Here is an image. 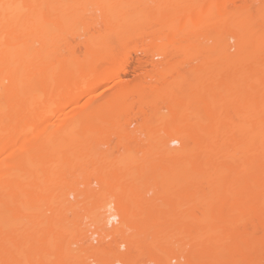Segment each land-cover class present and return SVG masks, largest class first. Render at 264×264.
I'll list each match as a JSON object with an SVG mask.
<instances>
[{"label":"rangeland","instance_id":"obj_1","mask_svg":"<svg viewBox=\"0 0 264 264\" xmlns=\"http://www.w3.org/2000/svg\"><path fill=\"white\" fill-rule=\"evenodd\" d=\"M217 2L219 3L220 0H218ZM199 3L201 4L204 2L203 0L18 1V4L24 6L27 10L30 11V17H26L23 20L22 26L24 28H34L36 29L34 31H37L40 37H45V44L43 49L42 46H40V43H36L35 45L41 49V51H39L41 55H44L47 58H52L53 62H51V64L46 69L48 80L47 82L48 85H50L48 88H46V90H44L43 92H35L31 89L24 90L21 96L28 97L30 100L29 103H18L14 108H11L10 106L4 107L3 110L5 114L10 112L11 110H15L17 111V113L24 116V120L21 122V124L11 123L7 120L5 114L0 115V141H3L8 134L14 132H35L38 136L37 138L39 144L48 149V154L44 156V158H38L35 154L29 151L26 155L23 156L20 163H17L13 166L4 163L1 159L2 157L0 158L2 164V168L0 170V182H2L3 184L5 180L7 182L8 179L18 178L22 182H24L22 189H20L19 191V200H21L22 202L26 200V190L28 189H30V191H33H31V194H33L32 198H34L35 196V200H32L34 202L31 206H24L25 204L22 203L23 205H21L19 208H16L15 210H10L11 206L14 207L12 205L13 203H11L9 199H5V206L9 207V210L4 209L6 211L0 214V247L2 248L4 246L5 248L0 249L3 250L4 258L7 257L5 258L6 260L4 258L0 259L5 260V264H19V258H17L18 253H16V251H23L24 248H28L30 244L29 242L37 239L38 241L34 242H39L38 245L42 242V246L39 245L41 247L38 249L31 248V256H27L29 257V260L31 261L29 262L31 264L33 262H36L35 264H64L66 263L64 261L67 260H72V264H94V256H96V254H93L94 249H92L93 253L89 251L91 249V245L92 247H94V237L92 236V240L91 238L89 239V232L91 229L93 231L95 225L97 226V220L99 218L98 213H100L99 211L103 209L102 205L105 203L107 198L112 199V196L110 195L111 190L108 186L109 181L105 183L106 172H104V167L106 166L104 165L112 166L113 162H111V158L113 155L111 152H114L115 150L116 152L113 153L115 157L112 159L114 160V163L115 159L117 160V162H119V156L123 154L127 156L128 151L129 153L131 152V155H134L133 153L137 152L134 150H139L140 153L138 152L136 154L137 156L141 154V158L142 156H145V154H148L146 155L147 157H143V160L145 158L151 160H145L142 165L144 168L146 167L148 169L149 163V165H151L152 167L150 166L151 168L147 170V172L149 170L150 171L149 174L145 176V181H143L144 185L141 183L142 179H144V176H140V178L138 177L139 179H142L139 180L137 178L135 182L136 187H139L137 188L138 190L143 185L140 192L142 190L143 192H146L143 187L146 188L147 194L150 192L149 195L144 193V195H146L145 197L148 198H151V194H155L157 192L153 191L157 190L158 186L157 185L155 187V182L159 181L160 177L164 174L166 176L165 180H167V183L169 182L167 186L169 187L170 185V189L168 188V193L170 194L167 195L169 197L171 195V198L173 200L176 199V201L178 198L177 194H179L177 192L178 189H182L184 192H190L191 189H193L194 191V189L196 188V190L198 191L196 192L199 197L198 199L201 200V197H205L207 191H211L208 190V182H218L219 188L221 187V192L219 193L221 195V198L224 195V199H221V201L223 202L219 201L221 203L219 204V206L221 207V210H223L221 216L223 220L221 224H225V227H227L225 229V227L222 226L224 227L223 231H229V233L227 232L229 234V237H227V235L226 239H224L225 241H223L222 243L223 252L222 250H220L218 254L221 257L219 256L217 259H215L217 262H215V260L213 259L212 263L251 264V260H249V247H247L248 245L246 240L251 239L252 237L253 221L251 220L250 222L249 219L251 218V216L249 214L248 217L250 218L248 220L247 218H244L243 220V218H241V215L244 214V210H246V213H251V208L253 209L254 201L250 202L251 200H253L251 194H249L250 181H244L248 177L246 176V178H244L242 172L240 174L242 175V179L239 182L240 184L242 183V186L245 182L244 186L246 187L247 185L249 187L248 189H245V187L243 186L244 188L242 187L241 190V187L238 188V186H236V183H238L239 185V182L237 181L240 180V177L235 175L239 178L238 180H236L237 178L234 176V172L232 173V171L235 169L236 164H238L237 160L235 161L234 159H227L226 161H228V167L231 165H234L235 167H229L231 171L227 170L226 172H219V174L212 170H206L202 161L201 163L191 162V166H189L191 169L186 166V168L190 170H185L186 168L185 166H183L184 164L182 165V163L180 162V155H177L178 157H175V160H171L172 158L170 157L171 159H169V157H167L169 155H167L165 151L160 150L162 149V143H160V141L163 140L168 134L173 133L172 131L174 129H177L179 126L182 128H186L189 131L190 135L192 134L200 138L209 134V129L211 126L215 127L217 124L222 126V124L224 123L226 124L225 126H227V123H229V130L234 134H239L242 133L240 129L241 126L245 127V113L249 109L255 106L258 112L261 115H264V88L261 87L263 85L261 84L259 79L249 77L245 80L247 86L251 87L255 85V87L259 89L257 91L256 98L253 101L247 98L245 93L241 94L239 90V81L241 79V76H239V66L242 61L244 63L251 61L252 49L250 48L242 54H240V52L238 51L236 42L241 34V29L239 28V24L236 21L235 16H231L229 22L218 25V32L215 36H207V32L202 30L200 28L201 26L199 25H194L190 22L186 24H176L174 22V19L179 15L177 9L180 8V6H183V4H189L194 7ZM168 4H174V6H169ZM9 9L10 8L8 4H3L0 2V33H7L8 37H10L12 41L16 38V36L18 37L20 35V31L23 30V28H21L22 26H20L19 21L16 20L14 24H11L7 29L6 23L11 22L9 16L12 15ZM33 17H42L45 20L44 24H37L36 20ZM180 30H183L185 33L181 37H178L177 34ZM126 48L128 49L126 50ZM112 52L113 54L116 53L115 63H120L125 57H128L129 60L126 72L121 73L120 75V82H122L120 83V85L128 84V89L130 90H135V88L137 87L141 88L144 93L146 92L144 94L145 101L143 103L131 104L130 102L128 103L131 98L119 102L117 100H113V98H110L111 94L116 93L118 88H120V85L117 86L114 83L111 86L109 85L110 87L106 86L108 84H111V81V83L107 82L102 84L101 86L94 88L91 95H96L95 97L94 95L92 97V99L94 98V103L92 105L86 104V100L90 98V95L88 94L87 96H85L86 98H81L82 102L81 104L79 103L80 105H78L77 107H73L72 105L59 106L57 102L67 94L69 88L59 89L55 86V81L57 78L55 75L61 68L58 62L60 61L62 64L66 65V68L71 74L69 79H71L70 81L72 83H75L91 76L97 68L107 66L109 63L108 56H110V53ZM226 57L230 58L228 64L229 66L224 71L223 69L220 70V73L224 74V78H226L225 83L227 85L225 92H222V94L220 95V101L213 105V94H207V96L205 95L204 97V92H202L203 90L201 88L202 85H200L201 87L197 86L190 89V96L188 98V101H191L197 97H202L201 99H204H199L201 102L203 101V103L200 104L202 105L200 108L198 107L199 110L197 109V114L193 113L192 115L191 112L188 113L189 116H185V114L183 113L185 106L178 109L176 108V110L173 111V109L170 107V101H168L169 99L162 96L163 92L169 91V89L166 87H160L161 85L159 84L161 83L157 79L158 74L166 73V75L171 78V82H179L182 78H186L188 82L190 80L192 83L194 82L195 78L197 80H202L205 73L211 72V70L218 69L215 67L222 62H225L224 59ZM118 63L116 65H118ZM23 68L24 65L20 64V69ZM1 71L3 70L0 68V72ZM4 82L6 83V80H4ZM70 90L72 91V88H70ZM97 93L99 94L97 95ZM39 95H42L41 98H51L54 101V104H37L35 99ZM240 96H242L243 99H239ZM205 99L208 102L207 104L205 102ZM206 106L207 108H209L208 106H210V110L212 109L210 112L211 114L209 113L210 115L207 114V112L210 111L209 109H206L207 111L204 110ZM82 109H85L89 115H92V118H90L91 126H88L90 128L85 137L77 134V137H74V139L71 140L66 137V130H60L59 128L65 122L68 121L69 123H72L70 121H73L70 127V132L74 135L79 128L78 112ZM241 109L244 112L243 116H240L238 114V111ZM31 112H36L39 115L42 114V119L39 118L29 123L28 121H26V116ZM54 117L57 118L56 122L59 121L58 123H52V118ZM87 123L89 124V122H86V124ZM228 128H226V130ZM221 129H223V127H221ZM210 130L212 132V129ZM128 131V137H130L131 134L130 139L127 138L128 140L125 139V141H119L118 138H116L118 137V134L122 132L127 133ZM221 131L222 130H218V132ZM112 132H114L115 134H113ZM181 137L182 136H178V143L170 146L174 148H180L182 143ZM115 139H117L118 141ZM63 143L64 145L66 144L65 147L63 146ZM18 146L19 144H17L16 147ZM62 146L64 147L63 149ZM101 150L103 151L100 153ZM156 150H158L157 153ZM143 152L146 153L142 155ZM103 154H106L107 158L111 157L110 161L109 159L107 161L106 158L105 160L107 162L103 163L102 160L105 158L104 156V158L101 156ZM110 154L112 156H110ZM92 156H94L95 158H93ZM99 156H101L103 159H100ZM148 156L151 158H149ZM86 158H90V161L87 162V160L85 162ZM178 158L180 160H178ZM228 158L231 159L233 157L229 156ZM62 162H64V166H60ZM238 162L242 163V161L240 160ZM241 163H239V165L237 166H242ZM97 168L98 170L96 171ZM180 168H182V170L184 168L185 169L183 171L181 170V172H177L178 170L180 171ZM144 171H146V169L141 172ZM144 173L141 174L145 175ZM180 173H182L181 175L183 180L178 176L180 175ZM55 174H58L62 178L60 177L61 179L57 180L59 177L57 178L58 175ZM94 179L99 183V187L101 186V189H103V192L98 196H94V186L97 187L98 185L93 184ZM259 179L264 183V173L260 175ZM90 181L91 183H89ZM28 182H30V184ZM38 182H44V189L39 190L38 188H36V184ZM146 182L151 183V185L148 183L150 186H147L148 184L146 185ZM247 182L248 184H246ZM0 187H3V185H1ZM87 187L88 189L89 187H92L93 189L90 197L89 193L91 191L87 193L88 196L87 194L85 195L86 192L82 194L83 191L87 190ZM219 188L218 190L220 191ZM229 188H231V190L233 189L236 197H233V191L232 193L231 190L229 192ZM237 188L242 191V194L240 193L241 191L238 192ZM234 189H237V191H235ZM71 190L73 191L74 195L68 196L67 194V196L70 197V202L75 201L77 203V198L80 200L83 199L82 196L86 197L84 198V200H81L83 201V203L79 201L80 203L77 204L79 206H77L76 208L74 207L73 212H71V210H73V205L71 204L72 206L70 210V203L66 199L65 201L63 197H66V192L68 193V191L70 192ZM138 190L136 191L137 194L140 193ZM166 190L165 192H167ZM4 191L5 187L2 189L0 188V196H3L5 194ZM176 192L177 196L175 195ZM189 192H187L186 194H188ZM130 193L133 194V191H131ZM221 193H223V195ZM239 193L241 196H239ZM163 194V197L166 199V193ZM204 197L201 201L205 199ZM87 198L91 199L88 200ZM236 198L240 199L237 200ZM85 200L87 201L84 203ZM168 201L170 200L168 199ZM65 203L66 207L68 205V208L65 207ZM178 203H180L179 200L177 201V203H173V206H170L171 208L176 206V209L174 210L177 211V214L179 215H177L175 211L171 209L173 212V216L171 217L169 215V213L171 212L169 206L166 207L168 208L167 210H170L169 213L168 211L164 212V210H161L163 213H160L161 216L162 214L164 215L167 213L166 215L162 216L163 219L166 218V222L162 219L161 216L160 219L159 217L158 219H156L155 217L157 216L155 215L152 216H155V219L152 217H148V220L149 218H152L154 219V221L156 220L159 221V223L161 222L167 225L170 222L169 218H171L174 221L175 226L178 222L179 224H177V226L182 224L183 222L181 226L185 224L183 226L185 229V226H188V224L186 223L191 224V221H195V218L193 217L201 216V213L205 209V205L202 206L205 203L202 204V202H200L201 204L197 202V207L196 204L195 206L190 207L192 201L191 203L190 201H188V203L184 202L186 204L183 203V205ZM198 203L200 205H198ZM237 203L239 205H237ZM177 204L181 206H178ZM120 205L127 206L125 203H121L118 205V208L120 207ZM164 205L167 206L166 204ZM250 205L252 206L251 208H249ZM235 206L237 209L235 208ZM192 208L194 209L191 211ZM202 208L204 209L202 210ZM246 208H249L251 211ZM260 208L261 207H259V209ZM142 212L144 211H141V213ZM159 212L160 211L158 210L154 213L159 214ZM151 213L152 212H150V215H152ZM138 214L139 216H142L140 213ZM170 214L172 215V213ZM192 214H194V216ZM145 217L147 220L146 214ZM136 218L134 216L135 220ZM176 218H179V221L177 223ZM141 219L143 220V217ZM260 220L261 217L256 220L258 225ZM140 221L138 220L136 222ZM151 221L152 220L150 219V222ZM11 222L17 223V226L19 227L17 230V232H19V237L16 238L15 243H13V245L15 244V246H12V244H10L7 239V235L8 233L10 234V230L13 226ZM88 222L89 224L93 222L95 225L90 226ZM136 222L134 224H136ZM161 223L160 225L163 226ZM174 223H171L172 226L170 225L171 230H169L171 232L168 233V235H166L165 233V238L168 236L167 238L169 240L163 237L164 234H161L162 239H159V232L163 233L161 232V230L164 229V226L166 225H164L160 231L158 229H160L161 226L159 228L155 225L154 229L152 228L153 231H159H154L155 234L158 233V235H156L159 236V238L155 236V234H152L153 236H155V239L156 237L158 239L155 240L152 238L155 243L152 240L149 243L148 241L150 240L148 239V246L150 244L151 247L153 245L155 246L156 243L159 242V240L161 242V240L165 239L164 241H162L164 244L161 242L163 245L159 242L160 245L158 244L157 247L153 246L154 248H151L152 250L150 249V246L146 247V251L148 248L146 254L144 253L146 251H143L142 253L139 251L141 250V248L142 250H145L142 246H139L138 248H141H136L135 250L137 252L135 253L140 252V254H142L141 256L145 258L149 257L155 260L157 259L156 261L159 263L161 260L162 262L160 264H184L186 259L188 260V258L190 262L186 261V264H188L187 262L195 263V258L192 257L193 259H190V257H187L191 253L197 252L194 248L195 245H190V243H194V241L191 242L192 239L191 237L189 238V236L187 238L191 240L182 239L183 236L179 235L178 228L177 231L176 229H174ZM134 224H132L131 226H133ZM156 224H158V222ZM250 224L252 226H250ZM137 227L138 226H136V229L138 230ZM40 228L41 230H43V228H45V230L47 229V232L43 230V232L47 233V235L44 234L46 236L42 238L43 241L41 242L39 241V238L42 231H38ZM131 228L133 229V227ZM86 229H89V231H87ZM135 230L133 231V233L137 232ZM167 230L168 229H166V231ZM128 231H126L124 235L127 236ZM131 231L129 232V234L131 233L132 235ZM246 231L247 233H245ZM260 231L261 230H258L257 235H264L263 231L261 232L263 234H259ZM150 232L152 233V231ZM85 233L87 234V236L89 235L88 239ZM114 233L116 234L115 231ZM233 233H238V236L236 234L235 236ZM129 234L128 237L122 235L117 237L118 234L113 235V237H111V239L113 240L112 247H115L116 250V248H118L116 247L118 244L117 240H125L129 238ZM144 234L146 236V233ZM149 234L150 233L147 230V238L149 237ZM177 234L180 236L182 241L180 240V238H178ZM84 235L85 237L83 238ZM136 235L138 236V232ZM231 235L236 238L232 240ZM135 236L132 235L129 239L132 238L133 240ZM143 236L144 235L141 236L140 234L139 238L137 237L138 240L140 239V237H142L143 239ZM172 239L176 241H172ZM135 240L133 241L135 242ZM143 240L146 239L144 238ZM166 240L167 242H169L170 240L171 241L169 243H165ZM88 241H93V244L91 242L89 243ZM183 241L185 242V245L183 244L181 246L180 244L184 243ZM187 241H190L189 244L187 243ZM171 242L174 243L171 244ZM160 247H162L161 250H159ZM21 251H19V254H21ZM124 252H127V250L122 251V249H119V251L114 252V255L115 257L116 255L120 257ZM50 253H53V255L50 256ZM0 254H2V251L0 252ZM28 254H30V252ZM137 256L133 255V257L136 258ZM0 257L3 256L1 255ZM111 257L113 256H110L109 259ZM172 257H174V260L171 259ZM128 258L124 259V264L145 263L143 262L144 260L137 261L138 259L135 258V260L130 259L132 258L131 255ZM3 260H0L2 264H4ZM220 260H223V262ZM29 262L28 264H30ZM26 263L27 262H25L24 264ZM108 264L111 263L108 261ZM146 264H152V262H147ZM262 264H264V259L262 261Z\"/></svg>","mask_w":264,"mask_h":264},{"label":"bare ground","instance_id":"obj_2","mask_svg":"<svg viewBox=\"0 0 264 264\" xmlns=\"http://www.w3.org/2000/svg\"><path fill=\"white\" fill-rule=\"evenodd\" d=\"M18 1L19 0H0L1 3L8 4V6L10 8L9 11L12 14L9 16L11 22L6 23L7 29L10 27L11 24H14V22L16 20H18L20 26H22L23 20L26 17L27 18L30 17V11L27 10L24 6H21L20 4H18ZM217 1L218 0H206V1L203 0L204 3H201V4L199 3L198 5H196L194 7L192 5H189V4H187V5L183 4V6H180V8L177 9L179 12V15L174 19V22L176 24H186V23L190 22L194 25H199V26H201L200 28L202 30L207 32V36L208 35L209 36H215L218 32L217 31L218 25L229 22L230 17L235 16V19L239 24V28L241 29V34L238 37V40L236 42V46L238 48V51L240 52V54H242V53L246 52L248 49H250V48L252 49L251 61L246 62V63H244L242 61L240 66H239V76H241V79L239 81V90H240L241 94L245 93L246 97L253 101L256 98V94H257V91L259 89L256 88L255 85L251 86V87L247 86V84L245 83V80H246V78H249V77L259 79V81L263 85L261 87L264 88V0H220L219 3ZM168 5L174 6V4H172V5L168 4ZM33 18L36 20L37 24L39 23V24L43 25L45 22V20L42 17H33ZM41 18H42V20H41ZM21 28H23V30L20 31V35L18 37L16 36V38L13 39L12 41H11V38L8 37L7 33H5V32L0 33V68L3 70L0 72V115L5 114L3 109L6 106H10L11 108H14L18 103H29L30 100L28 97H22L21 96V94L24 90L31 89L35 92H37V91L43 92L44 90H46V88H48L50 86V85H48V82H47L48 80H47L46 69L51 64V62H53V59L47 58L46 56L41 55L39 53V51H41V49L35 45L36 43H38V44L40 43V46H42V49H43L44 44H45V37H42V36L40 37L38 35L37 31L36 32L34 31V30H36L34 28H24L23 26ZM184 33L185 32L183 30H180V31H178L177 35H178V37H181L182 35H184ZM127 49L128 48H126V50ZM115 55H116V53H114V54H113V52L110 53V56H108L109 63L107 66L97 68L92 73L91 76L84 78V79H82L78 82H75V83H72L70 81L71 79H69V78H70L71 74L69 73L68 69L66 68V65L62 64L59 61L58 63L61 66V68L55 75L57 77L56 81H55V86L58 87L59 89H68L69 88L67 94L57 102L59 104V106L72 105L73 107H77L82 102L81 98H84L88 94L90 95V98L87 97L89 100L88 99L86 100V104L92 105L94 103V98L92 99L94 94L91 95V93L93 92L94 88L101 86L102 84L107 83V82L111 83V81H112V83L108 84L106 86H109V85L111 86L114 83L117 86L120 85V83H122V82H120V75H121V73L126 72V70H127L126 68L128 66L129 60H128V57H125L122 61L120 60L121 61L120 63L117 62L118 65H116L117 63H115L116 62ZM123 55H125V54H123ZM126 56H127V54H126ZM229 59H230L229 57H226L224 59L225 62H222L221 64H219L215 67L218 69L211 70V72L205 73L202 80H200V79L197 80L195 78L194 82H192V83L189 80V82L191 84L188 82V80L186 78H182L179 82H171L170 81L171 78H169L166 75V73H159L157 76V79L161 83V84H159V85H161L160 87L161 88L166 87L169 89V91L163 92L162 96L164 98L166 97L169 99L168 101H170V107L173 109V111H175L176 108L178 109L180 107L185 106L184 112H183L185 114V116L186 115L189 116L188 113H191V112H192V115H193V113L197 114V109L199 110V108L202 106L200 104L203 103V101L201 102L199 100L202 97H197L191 101H188V98L190 96V89L192 87L195 88L197 86L199 87L200 85H202V87L201 86L200 87L203 90L202 92H204V97H205V95L207 96V94L208 95L213 94L212 96H214V100L212 101V103H213V105H215L216 103H218L220 101V95L222 94V92H225V90H226V85H227L225 83L226 78H224V74L220 73V70H222V69H223V71L226 70V68L229 66L228 65ZM20 64L24 65L23 69H20ZM121 79H122V77H121ZM4 80H6V83L4 82ZM70 88H72V91L70 90ZM128 88H129L128 84H121L120 88H118L117 92L111 94L110 98H113V100H117L118 102L119 101H125V100H128L129 98H131L128 101V103L130 102L131 104L143 103L145 101L144 100V98H145L144 94L146 92L144 93V91L141 88L137 87V88H135V90H133V89L130 90ZM98 94L99 93H97V95ZM95 95H94V97H95ZM41 97H42V95H39L35 99L37 104H42V105L43 104H45V105L54 104V101L51 98H41ZM80 99H81V101H80ZM239 99H243L242 96H240ZM263 99H264V97H263ZM201 100H204V99H201ZM205 102H206V104L208 103L206 101V99H205ZM263 104H264V100H263ZM208 107L209 108H207V106H206L204 110H206V109L210 110V106H208ZM211 110L209 112H207L208 115L211 114L210 113ZM78 113H79V115H78L79 116V118H78V121H79L78 127L79 128L75 132L74 135L71 134V132H70V127H71L73 121H70L72 123H69L67 121L62 126H60V128H59L60 130H62V129L66 130L65 135H67L66 137H68L71 140L74 139V137L76 138L77 134H80V135L85 137L87 132L89 131V128H90L88 126L91 123L90 118H92V115L91 114L89 115L85 109H82ZM238 114L240 116L244 115V112L242 111V109L238 111ZM245 114H246V120H244L245 127L241 126V128H240L242 133L234 134L228 128L229 123H227L228 124L227 126H225L226 124L224 123V124H222V126H220L218 124L215 127L211 126L210 129H212V132L209 129V131H210L209 134L210 133L211 134L210 135L207 134V136L199 138V137H196L195 135H192V134L190 135L189 131L186 128H182L179 126L177 129H174L172 131L173 133L168 134L163 140L160 141V143H162L161 144L162 149H160V150L165 151V153L167 155H169V156H167V155L166 156L169 157V159L172 158L171 160H175L176 159L175 157H178L177 155H180L179 158H181V160L179 158H178V160H180L182 165L184 164L183 166H185V168H186V166L188 168H190L189 166H191L190 165L191 162H196V163L200 162L201 163V161H202V163H204V168L206 170H212V171L217 172L218 174H219V172L222 173L224 171L226 172L227 170L231 171V169H229V167H235L234 165H231L228 167V165H227L228 161H226L227 159H229V160L234 159L235 161L237 160V163H238V164H236L237 169H236V167H235V169L232 168V169H234L232 171V173L234 172V176L236 175V176L240 177V180H238L239 178L235 176L237 178L236 180H238L237 182L241 181V179H242V175H240L241 172L243 173L244 178H246V176L248 177L245 180L243 178V180L245 182L248 180L250 181V184H249L250 192H249V190H248V192H249V194H251V197L253 199V200L250 199L251 200L250 202L254 201L253 209L251 208L252 204L249 207V208H251L252 211L249 208H246V209H249V211H251V213H249V212L246 213L245 212L246 210H244V214L241 215V218H243V220H244V218L245 219L247 218V220H248L250 218V217H248V214H249L252 218V219L251 218L249 219L250 222H251V220L253 221L252 237H251V239L246 240L247 245H248L247 247H249L248 250L250 252V257H249L250 259L249 260H251V264H262V261L264 259V235H257V234H258V230H261L259 232V234H263V233H261L262 231L264 232V183L261 182V180L259 179L260 175H262L264 173V115H261L255 106L252 107L251 109H249ZM41 116H42V114L39 115L36 112H31L26 116V121L31 123V121H34L36 119H39V118L42 119L43 116L42 117ZM5 117L7 118V120L9 122L14 123V124H21V122L24 120V116L17 113V111H15V110H11L7 114H5ZM52 119H53L52 123H54V124L59 122V121L56 122L57 118H55V117ZM92 121H93V119H92ZM86 122H89V124L87 123L88 124L87 125ZM217 126H220V127H217ZM221 127H223V129H221ZM226 128H228V129L226 130ZM42 129H44V128H42ZM217 129L219 131L220 130H222V131L218 132ZM216 130H217V132H216ZM112 133L115 134L114 132H112ZM117 136L118 137H116V138H118L119 141H125V139L131 138V134H130V137H128L129 131L127 133L122 132V133L118 134ZM178 136H182L181 137L182 143H181L180 148H174V147L170 146V145H175L176 143L179 142ZM37 137L38 136L35 132L27 133V132H23V131H18V132L8 134L7 137H5L3 141H0V158L2 157L1 158L2 161L4 163L10 165V166H13L17 163H20L23 156L26 155L29 151L31 153L35 154L38 158L39 157L44 158V156H46L48 154V149H46V147H43L39 144ZM115 140H117V139H115ZM17 144H19L18 147H16ZM63 146L65 147L66 144L64 145V143H63ZM63 146H62V149L64 148ZM102 151L103 150H101L100 153ZM104 151H106V150H104ZM112 151H114V150H112ZM134 151H137L136 153H138V152L140 153L139 150H134ZM157 151L158 150H156V153H157ZM60 152H61V150H60ZM114 152H116V150ZM114 152H111L113 156L110 154V156H112V158L111 157L107 158L106 154L101 155L102 157L103 156L105 157V158L103 157L104 159L101 156H99V157H100V159L101 158L103 159L102 160L103 163L107 162L108 159L110 161V158H111V162L114 163V160H112L115 157V155L113 154ZM130 153L128 151L127 156L125 154L119 156L120 158H118V161L120 163L117 162V160L115 159L114 166H113V163H112V166L104 165V166H106V167H104L105 168L104 172H106L105 173L106 174L105 175L106 176L105 183L109 181L108 186L111 190L110 195L112 196V199L107 198L105 203L102 205L103 209L99 211L100 213H98L99 218L97 220L98 221L97 226L93 222H91L92 224L91 223L89 224V222H88V224L90 226L95 225V227H96L95 229L93 228V231L91 229L89 232L90 236L88 235L89 239L91 238V240L93 239L92 238V236H93L94 237L93 241L96 242L93 244V241H90L94 247H92V245H91L90 246L91 249L88 248V249H90L89 251H91L92 253L94 251L93 254H96V256H94V263L95 264L96 263L97 264H108V261H109L111 264H124V259L130 257V255H131L132 258H130V259H132V260H135V259H138L137 261L144 260L143 262H145V263H141V264H146L147 262H152V264H154V263L160 264L162 262L160 259H159L160 260V263H159L156 261L157 259L155 260V259H152L149 257L145 258V257L141 256L142 254H140V252L142 253L143 251H146V247H149L151 245L150 244L148 246L147 243L148 242L150 243L152 238L155 239V236L158 235V233H156L157 234L156 235L154 232L157 230L153 231V229H154L155 225L160 228L161 222L159 223V221H156V220L154 221V219L155 218L158 219V217L160 219L162 216L166 215L167 213L164 215L162 214V216L160 215V213L163 210H164V212L168 211V213L170 212L171 209L173 211H175L174 209H176L175 208L176 206L172 207V208H171V206H173L174 205L173 203H177V201L179 200L180 203H178V204H182V205L184 202L188 203V201H190V203H191V201H192V204H190V207L195 206V204L197 202H199V203L202 202V204L205 203L202 205V206L205 205L204 206L205 209L202 208V210L204 209V211L201 213V216L195 217L194 214H192L194 216L193 218H195V221L194 220L191 221L192 222L191 224L185 222L186 224H188V226L187 225L185 226V229L183 227L185 224L183 226H181L183 224V222H182V224L177 226V224H179V222H178L179 218L178 219L176 218L177 219L176 223L178 222L176 224V226H175L174 221L171 218H169L170 222L169 221H168L169 223L167 222L169 225L168 224L166 225L165 223H161L163 226L166 225L164 227L168 230L166 231L165 228L162 229L163 226H161V228L158 230L160 231L162 229L165 232L162 230H161V232H163V233H160L159 231H157L160 234L159 235L160 238H159V236H157V237L159 239H162L161 234H164L163 237L165 238V233H166V235H168V233L171 232L170 231L171 226H172L171 223H174L173 227H174V229H176V231L178 228L179 235L183 236L182 239L187 240L188 239L187 237L189 236V238L191 237L192 240L191 239H188V240H191V242L194 241V243H190V245L191 244L195 245L194 248L197 252H195V253L193 252L187 257H190V259L195 258L196 262L195 263H189L190 261L188 258V260L186 259V261H189L187 263L188 264H213L212 260L213 259L215 260L220 256L218 254H219V251L222 250V243H223V241H225L224 239H226L227 235H228L227 237H229V234H228L229 231H226V230L223 231L225 224L224 225L221 224V222L223 220V218L221 217L223 210H221V207L219 206V204H221L219 201H221V199H224L223 198L224 195H223V193H221L223 195L221 198V195L219 194L221 192V189H220L221 187L219 188L218 182L217 183L216 182H212V183L208 182V186H209L208 190H211V191L210 192L207 191L205 194V197L202 195H201L202 197L200 196L201 200L203 199V197L205 198L204 199L205 202H204V200L201 201L198 199L199 197L196 193L198 191L196 190V188L194 189V191H193V189H191L190 192L189 191L184 192L182 189H178V190L175 189L179 193V194H177V192L175 193V195L176 194L178 195V196L176 195L178 197L177 201H176V199L173 200L171 198L172 197L171 195H170V197L167 195V194H170V193H168V191L170 189V185H169V187L167 186L169 184V182L167 183V180H165L166 176L164 174L160 177V180L158 178L159 181H157V182L159 184L157 182H155V184H156L155 187L158 185L157 190H153V191H157L156 193L157 194L159 193L158 194L159 196L155 193V194H151L152 195L151 198L150 197L148 198V197H145L146 195H144V193L147 194L146 188L143 187V189H145L146 192H143V190L140 192V190H141V187L144 185L143 181H145V176L149 174L150 170L148 172H147V170L150 169L152 166L149 165V163H148L149 168L147 169L146 167L145 168L143 167L142 163L145 162V160H151V159L145 158L143 160V157H145L148 154H145V156H142V158H141V154H139L140 155V157H139V155L137 156L136 153H133L135 156L131 155ZM144 153H146V152H143L142 155H144ZM228 155L230 157H233V158H231V159L228 158L229 157ZM89 156H91V155H89ZM235 156L238 159H236ZM92 157L95 158L94 156H92ZM90 158L89 159L86 158L85 162L87 160H88L87 162H89ZM149 158H151V157H149ZM239 160L242 161V163L238 162ZM124 163H126V164H124ZM239 163L242 164V166L240 165L241 167L237 166V165H239ZM64 165H65L64 162H62V164H60V166H64ZM73 166H75V165H73ZM146 166H147V164H146ZM1 168H2V164L0 161V170H1ZM188 168H186L185 170L191 169V168L190 169H188ZM145 169H146V171H144L145 173L141 172ZM97 170H98V168L96 169V171ZM181 170H182V168H180V171L178 170L177 172H181ZM261 172H263V173H261ZM141 173H144L145 175H143ZM181 174L182 173H180V175H178V176H179V178L181 177V179H182ZM55 175H58V174H55ZM140 176H144L143 177L144 179L141 178L142 179L141 183L143 185L138 190L137 188H139V187H136L135 182H136L138 177L140 178ZM60 177L61 176L58 175L57 180L62 178V177L61 178ZM141 179H139V180H141ZM5 182H6V180H5ZM5 182L3 184H2V182H0V186L3 185V187H0V188L2 189L5 187V191H4L5 194L3 196H0V214L2 212L6 211L4 209L9 208V207L5 206V204H6L5 199H9L11 201V203H13L12 205L14 207L11 206L10 210H15L16 208H19L23 204H25L24 206H26V205L31 206L33 204L34 201H32V200L33 199L35 200V196H34V198H32L33 194H31L32 190L30 191V189L26 190V197H27L26 200L23 202L21 200H19V191H20V189H22L24 182H22L18 178H16V179L11 178V179H8L6 183ZM245 182H244V185H245ZM248 182L246 184H248ZM28 183L30 184V182H28ZM89 183H91V181ZM148 183L149 182H146V185ZM93 184H95V185L98 184L97 187L94 186V196L100 195L103 192V189H101L102 187L101 186L99 187V183L95 179L93 181ZM149 184L151 185V183H149ZM149 184L147 186H150ZM193 184H194V182H193ZM236 184L235 185L238 186V188L241 187V190H242V187L244 185L242 186L241 185L242 183L240 184V182H239V185H238V183H236ZM217 185H218V187H217ZM249 186L246 185L247 188L245 186L244 187H245V189H248ZM44 187H45L44 182H38L36 184V188H38L39 190L44 189ZM218 188L220 189V191L218 190ZM89 189L87 187V190L83 191L82 194H84V192H86L85 193V195H86L87 193H89L91 191L89 193V197H90L91 193L93 192V189H92V187L91 188L89 187ZM136 189L140 192L139 194L136 193V191H137ZM237 189L236 190L234 189V190L237 191ZM151 190H149V191H151ZM165 190L167 192H165ZM230 190H231V188H229V192H230ZM241 190L238 189V192H240ZM131 191H133V194L130 193ZM232 191H233V189L231 190V193H232ZM187 192H189V193L186 194ZM149 193L147 195H149ZM163 193H166L165 194V196H167L166 199L163 197V195H164ZM195 193H196V195H195ZM240 193L242 194V191ZM240 193H239V196H241ZM67 194H68V196L69 195L73 196L74 193L71 190L70 192L68 191V193L66 192V197L63 196L64 200L66 199L70 203V205H69L70 210H71V206L73 205L72 206L73 210H71V212L74 211V207L76 208L77 206H79V205H77L80 203L79 201L84 200V198H86L85 196L84 197L82 196L83 199H80V200L78 198L76 199V201H78L77 203L75 201H71L72 202L71 203L69 201L70 197H68ZM233 194H234V191H233ZM236 194H237V192H236ZM64 195H65V192H64ZM175 195H173V196H175ZM87 196H88V194H87ZM234 196H235V194L233 195V197ZM247 196H248V194H247ZM90 199H88V200H90ZM168 199L170 201H168ZM236 199L238 200L240 198H236ZM86 201L87 200H85L84 203ZM81 202L83 203V201H81ZM221 202H223V201H221ZM121 203H125L127 206L120 205V207L118 208V205ZM186 203H184V204H186ZM199 203H198V205L201 204V203L200 204ZM164 204H166L167 206H165ZM64 205L66 207V203ZM237 205H239V204L237 203ZM169 206H170V210H167L168 208H166V207H169ZM178 206H181V205H178ZM202 206H200V207H202ZM196 207H197V204H196ZM259 207H261L260 208L261 210L259 209ZM66 208H68V205ZM235 208H236V206H235ZM193 209L194 208H192L191 211ZM140 210L144 211V212L141 213ZM158 210L160 211L159 214L158 213L155 214L154 212H157ZM172 210L170 212V213H172V215L169 213V215L171 217L173 216ZM145 211L146 212L148 211L147 212L148 214ZM150 212H152L151 213L152 215H150ZM138 213H140L142 216H139ZM175 213L177 214L178 212L175 211ZM145 214L147 216V220H146ZM148 215H150V216H148ZM153 215H155L157 217L154 216L155 217L154 218V217H152ZM177 215H179V214H177ZM134 216H135V218L137 217L136 220L134 219ZM138 217H141V218L143 217V220L141 218H138ZM148 217H152L154 219L149 218V220H148ZM259 217H261V220H260L261 222L259 221V225H258L256 220ZM137 219L139 221L140 220H142V221L136 222V221H138ZM150 219L153 221V222L151 221L152 223L150 222ZM162 219H163V217H162ZM165 219H163V220H165ZM135 222H136V224H134ZM157 222H158V224H156ZM165 222H166V220H165ZM11 224L13 226L10 230V234L8 233V235H7V239L10 242V244H12V246H15V244L13 245V243H15V239L19 237L18 236L19 232H17L19 227L17 226V223H15V222L14 223L11 222ZM132 224L135 225V229H136V226H138L137 227L138 230L137 229L135 230L134 225L131 226ZM222 226H224V227H222ZM228 226H229V224H228ZM250 226H252V225L250 224ZM131 227H133V229ZM158 227H156V228H158ZM130 228L132 229V231ZM226 228L227 227H225V229ZM80 229H81V226H80ZM146 229L150 233L148 235L149 236L148 238H147V230ZM40 230H41V228L38 231L40 232ZM43 230L46 231L47 229L45 230V228H43ZM43 230H41L42 231L41 236L39 235L40 236V238H39L40 242L43 241L42 238H44V236L47 235V233H44ZM86 230L89 231V229H86ZM98 230L99 231L101 230L103 233L101 231L99 233ZM134 230L138 232V236L136 235L137 232L136 233L134 232L135 234L133 233ZM114 231L116 232V234L114 233ZM126 231H128L127 236L124 235V233H126ZM130 231L132 232V235H134V236L136 235L133 240H135V239L138 240L140 234H141V236L142 235L145 236L144 233H146V236L145 237L143 236V239L145 238L146 240H143L142 237H140L141 241L139 239L138 241L135 240V242H134L132 240V238L129 239L132 236L131 233L129 234ZM150 231H152V233ZM176 231H175V233H176ZM96 233H98V235H101V237H95ZM245 233H247V231ZM44 234H46V235H44ZM128 234H129V238L125 239L126 241L120 240L121 242L117 240L118 244L116 246L119 249H122V251L127 250V252H124L123 254H121L120 257H118V255H116V257H115L114 252L119 251V249L116 248V250H115V247L114 248L112 247V241L113 240L111 239V237H113V235H117V237H119L121 235L128 237ZM152 234H155V236H153ZM233 234L234 235L236 234L238 236V233H233ZM169 235H171V234H169ZM179 235H178V238H180ZM88 236L86 234L87 239H88ZM232 236L233 235H231L232 240L236 238V237L234 238V236L233 237ZM239 236H241V235H239ZM249 236H251V235H249ZM84 237H85V235L83 236V238ZM102 237H103V239L108 238V241L103 242V240L101 239ZM157 237H156V239H158ZM167 237L165 239H168ZM148 239L150 241H148ZM164 240H161V242ZM173 240L174 239H172V241ZM180 240H181V238H180ZM34 241H38V239L29 242L30 243L28 246L29 249L26 247L27 249L24 248L25 251H24V249H23V251H21V250L16 251V253H18L17 258H19V262H18L19 264H24L25 262H27L26 264H28V262L30 261L29 257L31 256V248L32 249L33 248L38 249L42 246V242H41V244H39L41 246H39L38 245L39 242H34ZM114 241H115V239H114ZM152 241H154V240H152ZM174 241H176V240H174ZM159 242H160V240H159ZM159 242L156 243V245H155L156 247L158 244L160 245L161 242L160 243ZM166 242H167V240L165 241V243ZM169 242H167V243H169ZM189 242L187 241L188 244H189ZM154 243H155V241H154ZM172 243H174V242H171V244ZM183 244L185 245V242L181 243L180 245L182 246ZM139 246H142L145 250H142V248L140 247L142 251L139 250L140 252H138L139 253L138 254V253H135V252H137L135 249L138 248ZM153 246L152 247L150 246V249L155 247V246L154 247ZM140 248H138V249H140ZM161 248L162 247H160L159 250H161ZM1 249H5L4 246ZM92 249H94V250L92 251ZM1 251H2V254H0V256L2 255L3 257H0V258H4L3 250H1ZM19 251H21L20 252L21 254H19ZM96 251H97V253H96ZM147 251H148V248H147ZM147 251L144 253L146 254ZM27 252L28 253L30 252V254H28ZM91 252H89V253H91ZM112 252H113V254H112ZM222 252H223V250H222ZM110 253H111V255H110ZM7 254H6V256H7ZM28 255H29V257H27ZM52 255H53V253H50V256H52ZM122 255H125V256H122ZM133 255H136V256L138 255V256L136 258V257H133ZM77 256H78V254H77ZM89 256H91V255H89ZM108 256L109 257L113 256V257H111L109 259ZM91 257H93V256H91ZM222 257H224V256H222ZM5 258H7V257H5ZM171 259L174 260V257H172ZM175 259H176V257H175ZM0 260H3V259H0ZM5 260H3L4 264H5V262H4ZM169 260H170V258H169ZM186 261L184 264H186ZM220 261L223 262V260H220ZM64 262H66L64 264H72L73 263L72 260H67ZM215 262H217V261L215 260ZM0 263L2 264V262H0ZM35 263L36 262H33L32 264H35ZM10 264H13V263H10ZM130 264H135V263H130ZM136 264H140V263H136ZM181 264H183V263H181Z\"/></svg>","mask_w":264,"mask_h":264},{"label":"built area","instance_id":"obj_3","mask_svg":"<svg viewBox=\"0 0 264 264\" xmlns=\"http://www.w3.org/2000/svg\"><path fill=\"white\" fill-rule=\"evenodd\" d=\"M94 229H95V227H94ZM100 236H101V235H98V233L95 234V237H100ZM102 240H103V242H107V241H108V238H107V239H103V238H102ZM94 243H96V242H94ZM94 264H95V263H94Z\"/></svg>","mask_w":264,"mask_h":264}]
</instances>
